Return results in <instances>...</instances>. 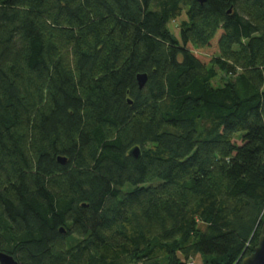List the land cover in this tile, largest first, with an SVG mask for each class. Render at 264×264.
Masks as SVG:
<instances>
[{"label": "trees", "instance_id": "1", "mask_svg": "<svg viewBox=\"0 0 264 264\" xmlns=\"http://www.w3.org/2000/svg\"><path fill=\"white\" fill-rule=\"evenodd\" d=\"M263 222L264 0H0V252L241 264Z\"/></svg>", "mask_w": 264, "mask_h": 264}, {"label": "water", "instance_id": "2", "mask_svg": "<svg viewBox=\"0 0 264 264\" xmlns=\"http://www.w3.org/2000/svg\"><path fill=\"white\" fill-rule=\"evenodd\" d=\"M201 5H203L207 0H197ZM147 75L139 74L137 76V81L140 89H143L147 83ZM131 103V102H130ZM129 154L135 159H139L141 157V149L140 147H135L131 149ZM58 162L60 164H66L67 159L63 157L58 158ZM64 233V229H61ZM0 264H20L13 256L6 254L4 252H0ZM241 264H264V222L261 227L260 235L258 238V244L255 247L253 253L247 257H245Z\"/></svg>", "mask_w": 264, "mask_h": 264}, {"label": "rangeland", "instance_id": "3", "mask_svg": "<svg viewBox=\"0 0 264 264\" xmlns=\"http://www.w3.org/2000/svg\"><path fill=\"white\" fill-rule=\"evenodd\" d=\"M186 20H187L186 12H183L179 18L175 19L174 21H172L169 24V28H170L171 33L174 36H176V38H178V39L180 38V28H181L180 26ZM223 77H224V74L220 73L219 78L217 80L218 84H220L219 81L221 82ZM194 260H195L196 264H204L201 258L194 259Z\"/></svg>", "mask_w": 264, "mask_h": 264}, {"label": "built area", "instance_id": "4", "mask_svg": "<svg viewBox=\"0 0 264 264\" xmlns=\"http://www.w3.org/2000/svg\"><path fill=\"white\" fill-rule=\"evenodd\" d=\"M187 264H196L195 260H190Z\"/></svg>", "mask_w": 264, "mask_h": 264}]
</instances>
